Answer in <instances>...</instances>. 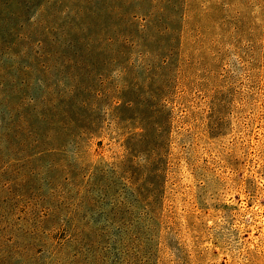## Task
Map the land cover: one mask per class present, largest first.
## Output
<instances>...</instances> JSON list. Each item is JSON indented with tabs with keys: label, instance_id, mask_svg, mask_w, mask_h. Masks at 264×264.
<instances>
[{
	"label": "rangeland",
	"instance_id": "rangeland-1",
	"mask_svg": "<svg viewBox=\"0 0 264 264\" xmlns=\"http://www.w3.org/2000/svg\"><path fill=\"white\" fill-rule=\"evenodd\" d=\"M0 264H264V0H0Z\"/></svg>",
	"mask_w": 264,
	"mask_h": 264
}]
</instances>
